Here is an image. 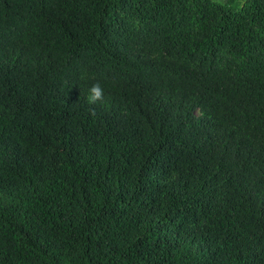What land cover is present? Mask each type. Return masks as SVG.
Returning <instances> with one entry per match:
<instances>
[{
  "label": "trees",
  "instance_id": "1",
  "mask_svg": "<svg viewBox=\"0 0 264 264\" xmlns=\"http://www.w3.org/2000/svg\"><path fill=\"white\" fill-rule=\"evenodd\" d=\"M225 1L0 0V264H264V0Z\"/></svg>",
  "mask_w": 264,
  "mask_h": 264
},
{
  "label": "clouds",
  "instance_id": "2",
  "mask_svg": "<svg viewBox=\"0 0 264 264\" xmlns=\"http://www.w3.org/2000/svg\"><path fill=\"white\" fill-rule=\"evenodd\" d=\"M104 89L99 82L94 83L89 89L88 103L95 104L103 100Z\"/></svg>",
  "mask_w": 264,
  "mask_h": 264
},
{
  "label": "rangeland",
  "instance_id": "3",
  "mask_svg": "<svg viewBox=\"0 0 264 264\" xmlns=\"http://www.w3.org/2000/svg\"><path fill=\"white\" fill-rule=\"evenodd\" d=\"M218 1H224V2H226L225 0H218ZM233 1L238 2V0H233ZM229 3H233L232 0Z\"/></svg>",
  "mask_w": 264,
  "mask_h": 264
}]
</instances>
